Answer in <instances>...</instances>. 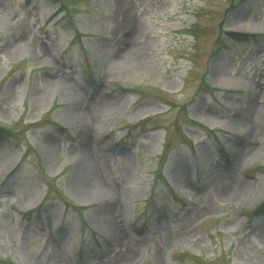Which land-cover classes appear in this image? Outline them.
<instances>
[{
  "label": "rangeland",
  "instance_id": "rangeland-1",
  "mask_svg": "<svg viewBox=\"0 0 264 264\" xmlns=\"http://www.w3.org/2000/svg\"><path fill=\"white\" fill-rule=\"evenodd\" d=\"M0 127V264H264V0H0Z\"/></svg>",
  "mask_w": 264,
  "mask_h": 264
},
{
  "label": "bare ground",
  "instance_id": "bare-ground-1",
  "mask_svg": "<svg viewBox=\"0 0 264 264\" xmlns=\"http://www.w3.org/2000/svg\"><path fill=\"white\" fill-rule=\"evenodd\" d=\"M235 29H239L240 28H235ZM111 66V67H110ZM109 68H110V71L113 72L115 68L114 65H110ZM220 84H223L224 83H220ZM75 114L73 112H68L65 114V117L70 119L74 116ZM75 156L76 158L81 162L82 166H84V171L82 172L81 176L83 178V180L86 179V181L88 180V182L92 181L93 182V185L92 187L89 186L90 184L87 182L86 183H82V181H78V184L76 185V188L77 190H82V191H86L87 194L90 193L91 189L95 188V187H99V188H103L104 187L106 188V186L102 183V181L99 179V177L97 176L94 168L92 167V163L90 162V158H89V154L88 152L86 151L85 148H80L79 150L76 151L75 153ZM88 168V169H87ZM89 184V185H88ZM108 187V185H107ZM89 188V190H88Z\"/></svg>",
  "mask_w": 264,
  "mask_h": 264
},
{
  "label": "trees",
  "instance_id": "trees-1",
  "mask_svg": "<svg viewBox=\"0 0 264 264\" xmlns=\"http://www.w3.org/2000/svg\"><path fill=\"white\" fill-rule=\"evenodd\" d=\"M230 34H232V35H234V36H243V35H241V34H235V33H230ZM250 36H252V37H254L253 35H250ZM245 37H249L248 35H246ZM0 132H5L4 131V129H2L1 127H0ZM39 211V210H38ZM256 211H257V213H259V212H261V211H264V202H262L257 208H256ZM6 264H10L9 262H5ZM199 263V262H198ZM202 264V263H201Z\"/></svg>",
  "mask_w": 264,
  "mask_h": 264
}]
</instances>
